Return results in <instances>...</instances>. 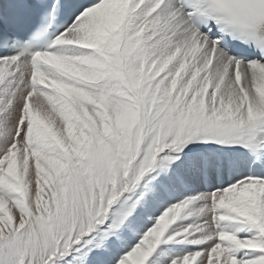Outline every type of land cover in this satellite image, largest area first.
Instances as JSON below:
<instances>
[{
	"label": "snow or ice",
	"instance_id": "1",
	"mask_svg": "<svg viewBox=\"0 0 264 264\" xmlns=\"http://www.w3.org/2000/svg\"><path fill=\"white\" fill-rule=\"evenodd\" d=\"M0 264H264V0H0Z\"/></svg>",
	"mask_w": 264,
	"mask_h": 264
}]
</instances>
